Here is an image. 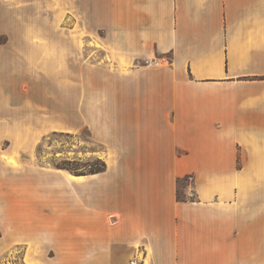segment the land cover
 Segmentation results:
<instances>
[{
	"label": "crops",
	"instance_id": "1",
	"mask_svg": "<svg viewBox=\"0 0 264 264\" xmlns=\"http://www.w3.org/2000/svg\"><path fill=\"white\" fill-rule=\"evenodd\" d=\"M61 1L76 87L39 0H0V258L264 264V0ZM82 130L104 171L39 164L47 135Z\"/></svg>",
	"mask_w": 264,
	"mask_h": 264
},
{
	"label": "rangeland",
	"instance_id": "2",
	"mask_svg": "<svg viewBox=\"0 0 264 264\" xmlns=\"http://www.w3.org/2000/svg\"><path fill=\"white\" fill-rule=\"evenodd\" d=\"M50 0H39L40 7L38 12V38L50 37L54 39L71 40V54L75 55L74 62H71L70 85H77V40L84 35L79 32L78 19L76 13H56L54 10L46 11V3ZM55 4L61 5V0H54ZM42 9V10H41ZM83 32V31H82ZM100 36V35H99ZM45 46L39 44L37 83L38 86L49 82V75L45 70ZM101 147L92 142L88 133L82 130L75 134H62L52 132L47 138L38 143L37 160L39 164H50L56 167H64L75 171L78 174H86L91 170L100 168L102 159L99 158ZM75 175V174H74ZM0 264H23L22 253L20 250L12 249L11 252L4 254L0 258Z\"/></svg>",
	"mask_w": 264,
	"mask_h": 264
},
{
	"label": "built area",
	"instance_id": "3",
	"mask_svg": "<svg viewBox=\"0 0 264 264\" xmlns=\"http://www.w3.org/2000/svg\"><path fill=\"white\" fill-rule=\"evenodd\" d=\"M194 177L192 175H188L185 178V188L187 189V195H186V199L189 201H195L196 200V193H195V189H194ZM132 264H136L134 262H131Z\"/></svg>",
	"mask_w": 264,
	"mask_h": 264
},
{
	"label": "trees",
	"instance_id": "4",
	"mask_svg": "<svg viewBox=\"0 0 264 264\" xmlns=\"http://www.w3.org/2000/svg\"><path fill=\"white\" fill-rule=\"evenodd\" d=\"M61 168H64V167H61ZM64 169H66V168H64ZM104 170H105V163H104L103 161H101V166H100V168H97V169L91 170V171H89L87 174H95V173L102 172V171H104ZM72 172H73V174H75V175H83V174H78V173H76L75 171H72Z\"/></svg>",
	"mask_w": 264,
	"mask_h": 264
}]
</instances>
